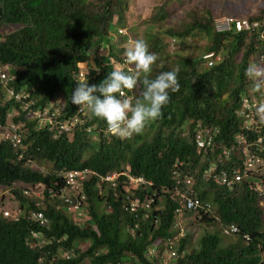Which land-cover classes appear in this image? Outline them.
Here are the masks:
<instances>
[{"label":"trees","instance_id":"obj_1","mask_svg":"<svg viewBox=\"0 0 264 264\" xmlns=\"http://www.w3.org/2000/svg\"><path fill=\"white\" fill-rule=\"evenodd\" d=\"M126 3L0 0V30L5 25L18 26L0 33V67L11 78L8 87L23 94L33 108L57 100L64 117L75 113L77 107L69 97L89 56H95L99 68L87 77L89 85L99 84L115 64L124 65L125 48L110 43V31L125 26ZM186 14V21L167 27L163 36L154 32V22L166 13L161 11L151 19L145 40L149 51L158 56L151 76L178 68L180 88L169 92L161 118L131 138L107 132L106 123L89 118L86 111L81 113V126L56 137L30 118L20 102L6 99L0 84V126L10 116V122L20 126L24 145L16 149L9 141L0 142V187L10 188L24 211L18 220L0 212V264H156L150 248L174 234L179 207L173 192L176 177H190L196 196L212 205V212L201 221L235 225L238 233L224 243L220 231L205 232L192 251L190 238L185 236L172 245L175 256L168 264H264L262 197L252 186L264 187V123L255 112L262 96L252 92V81L244 74L250 61L257 62L264 38L257 28L222 29L209 11L197 14L189 9ZM245 18L250 23L264 22V9ZM197 35L208 40L199 57L167 52L164 37L182 42ZM106 48L112 60L107 63L98 56ZM141 90L138 85L127 94L139 96ZM199 132L205 139L211 137L209 145L197 146ZM248 156L260 158L262 165L231 186L214 181L212 174L220 171L244 170ZM78 169L99 175L127 170L146 183L128 189L123 176L115 187L99 183L97 177L86 180L88 219L78 224L48 192L54 182L61 184L63 171ZM16 183L43 185L42 204L35 206L37 200L15 187ZM131 190L141 201H150L147 209L124 210L125 196ZM29 211L42 212L46 224L29 217Z\"/></svg>","mask_w":264,"mask_h":264},{"label":"clouds","instance_id":"obj_2","mask_svg":"<svg viewBox=\"0 0 264 264\" xmlns=\"http://www.w3.org/2000/svg\"><path fill=\"white\" fill-rule=\"evenodd\" d=\"M124 57H125V64L128 65L129 67L125 69L124 65H121L119 63L115 64L112 71L107 73L106 77L103 80H101L99 84L89 85L87 80V75L89 71L88 69L85 79L76 80L77 86L72 91L69 100L73 105H76V107L79 106V109L83 110L82 113L86 111L87 114L89 115V118H97L103 120L107 125V132H110L111 134L120 138H131L134 134L142 133L145 127L150 122H153L161 118L162 108L165 105H167L170 100L169 92L179 91L180 84L177 78L179 69L174 68L170 71L160 72L153 78L151 76L152 67L158 60V56L156 53L149 51L148 43L146 42V40L142 38H138L130 41L129 46L126 47L124 51ZM90 68L99 72V68L93 63H91ZM0 69L4 71L1 67ZM244 74L250 81H252V85H251L252 92L260 93L262 96V99L260 101H257L255 105V112L256 115L259 117L260 122L264 123V64H260L255 61H250L245 69ZM0 84L4 87L6 99H14L15 101L20 102L21 108L23 103L30 102V101H24L25 98L23 97L24 95L18 92L16 93L14 90L13 91L15 94H19L21 96V100H16L14 97H9L6 92V89H11L8 87V83L6 85L2 83ZM138 85L141 86L142 89L139 92V96L127 94L129 92H133ZM52 104L56 107H60L58 106L57 100H54ZM32 106L33 105L31 104V107ZM63 106L64 107L67 106V101L63 102ZM26 112L28 115V111ZM72 115H74V113L68 115L67 117L63 116V119L69 118ZM79 115L81 116V114ZM8 118L9 120H7L6 124L0 126V131L5 130V128L9 127L10 124H16L10 122V116ZM81 125H75L74 127H78ZM19 127H18V131H19ZM87 131L89 132L90 128H88ZM64 133H68V132H64ZM2 141H9V140H0V142ZM21 141H22V137H21ZM9 143L11 142L9 141ZM18 148L21 149V147ZM22 148H24V145ZM78 170H83V169H78ZM99 176H104V175H99L96 173V175H93L88 179H91L92 177H97L98 182L103 183L99 181ZM103 184L109 186V184L107 183H103ZM255 184L252 185L253 188L260 192V190L255 187ZM32 188L33 186H27L24 187L23 190L29 189L30 191V189ZM27 196L32 197V194H29ZM260 196L263 197L264 195L261 194L260 192ZM42 198L41 200H37V199L36 200L40 201L42 204ZM59 202H60V206L67 212L66 208L62 205L60 200ZM211 212H212V205H211V211L207 214H210ZM190 213L191 212H186L180 217H177L175 214L176 222L173 228L174 234L169 238H173L178 234V229L176 224H178V227L181 226L185 229V235L180 236L176 241H174V243L179 242V240L185 236H189V238H191L192 232L188 229L187 226L184 227L180 223L182 217L185 214L188 215ZM194 215L195 218L193 220H196V218L201 220L202 216L205 214L201 213L200 215L199 214H194ZM230 226L232 225L229 226L220 225V234L226 237V236H234V234L238 233V228L235 225H233L237 228V231L235 233L225 234L224 229ZM244 236L245 238H247V235ZM166 240L161 241L160 243L157 244H153L151 247V248H155L153 254L150 253L152 256L151 261H154V263L156 264H159L160 257L164 252ZM172 250L174 251L173 246H172ZM174 256L172 257L166 256L165 257L166 264H168V261L170 259H173Z\"/></svg>","mask_w":264,"mask_h":264},{"label":"built area","instance_id":"obj_3","mask_svg":"<svg viewBox=\"0 0 264 264\" xmlns=\"http://www.w3.org/2000/svg\"><path fill=\"white\" fill-rule=\"evenodd\" d=\"M219 27L222 29H229L233 27L235 31L251 30L257 28L261 29L260 35L262 38H264V22L250 23L246 18L226 19L223 22L219 21ZM118 32H121V30H118ZM172 41L175 42L174 39H172ZM215 59H218V57ZM257 62L264 63V49L258 51ZM9 80L11 79L8 77V75L0 69V83L6 85ZM6 92L9 97H14L16 100H21V96L19 94H15L13 90L6 89ZM31 104L32 102L23 103V110L28 111V115L32 119L36 120L39 126L46 127L48 130L55 132L56 137L61 133L71 131L75 125H81L83 123V119L79 115L83 112V110L79 109V106H77V110L74 115L63 119L64 112L60 107L50 104L49 106L43 108H32ZM18 127L19 125L17 124H10L9 127L5 128V130H1L0 140H9L13 147L22 148L23 145L21 141V135L18 133ZM210 143L211 137L205 139L200 132L196 135V144L198 147L202 148L205 145H209ZM244 152H246V150H244ZM224 154H227L226 151H224ZM257 165H262L260 158L248 156L244 161V170L234 169L229 173L226 171H220L219 173L212 174V178L219 184L231 186L234 183L241 181L243 176H246L249 172L256 169ZM93 175H96V173L88 169L63 171L61 173V184L54 182L53 185L48 188V192L58 198L67 211L74 213L76 216H83L85 214L84 204L86 199V195L83 191V182ZM121 176L126 179L128 189L136 188L137 186L146 183L142 177H133L127 172V170L119 173L113 172L104 176H99V181L109 184L110 187H115L118 184ZM38 186L43 187L44 193L45 187L41 184L34 185L33 188ZM193 186V180L190 177L185 179H179L176 177L175 184L173 185V192L179 201V207L175 211L177 217H180L186 212L200 215L201 213L207 214L211 211V205L208 202L202 201L196 197ZM258 186L260 187V185L256 183L255 187L257 189ZM260 188L259 190L261 194L264 195V190ZM24 194L29 195L31 192L26 189L24 190ZM125 197L126 203L124 210L128 211L129 213H135L138 211V209H147L150 205V201L148 199L141 201L138 197H135L133 190L129 191ZM40 205V201L35 203V206ZM0 212L2 213L3 217L13 220H18L24 215V212L21 208L9 210L2 208L1 205ZM29 217L39 221L41 225H45L47 222L43 213L40 211H29ZM176 225L178 234L173 238H168L166 240L164 252L160 257L159 264H166V256L172 257L175 255V252L172 250V244L180 236L185 235V229L181 226L178 227V224ZM236 231L237 228L233 225L224 229L225 234L235 233ZM154 251L155 248L150 249L151 254H153Z\"/></svg>","mask_w":264,"mask_h":264},{"label":"rangeland","instance_id":"obj_4","mask_svg":"<svg viewBox=\"0 0 264 264\" xmlns=\"http://www.w3.org/2000/svg\"><path fill=\"white\" fill-rule=\"evenodd\" d=\"M193 10L197 14H203L207 11L211 12L214 17L218 18L219 21H224L226 19H241L247 16L253 15L260 9H264V0H127L126 8L124 11L125 26L124 27H114L110 31L111 44L116 47H126L129 46L130 41L142 38L145 40L146 35L150 32V26L153 21L151 20L157 13H166L167 16L164 19L154 22V32H160L163 36V31L167 27L179 26L182 22L187 20V10ZM18 28V26L5 25L1 28L0 33H9ZM118 29L121 32H118ZM122 36V37H120ZM109 45V40L106 39ZM164 42L167 43V52L169 53H180L187 54L194 57H199L201 55L202 49L208 44V40L203 35H197L193 38H187L182 42H173L170 37H164ZM108 48H106L105 53L99 52V57H103L105 63L111 62L112 60L107 57ZM124 54V53H123ZM257 55V54H256ZM88 63L84 64L81 69L79 80L86 78V73L92 76L95 70L91 69V63L95 64L97 67V62L95 61V56L91 55L87 59ZM125 69L129 67L124 62ZM144 131V130H143ZM95 138V137H94ZM33 168H36L32 164ZM261 172V168L259 173ZM15 187L22 188L27 187V185L16 183ZM260 187L258 186V189ZM261 188L264 189L263 186ZM29 190V189H28ZM32 197L37 200H41L43 196V187L38 186L30 189ZM0 205L4 209L15 210L19 207L18 203L15 201L11 195L10 188L0 187ZM260 205L264 212V196L260 199ZM67 214L72 217L75 222L82 224L88 218L86 213L83 216H76L75 214L68 212ZM195 215L190 213L184 215L180 220V223L184 227L192 232L191 238L189 239V251L197 248L200 237L205 233H213L215 231H220V224L217 220H213L210 223H204L203 221L196 218L193 220ZM234 236L223 237V242H228L232 240Z\"/></svg>","mask_w":264,"mask_h":264}]
</instances>
